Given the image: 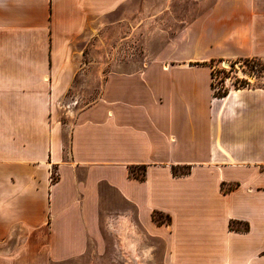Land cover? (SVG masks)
I'll list each match as a JSON object with an SVG mask.
<instances>
[{
  "label": "crops",
  "instance_id": "0c3cea01",
  "mask_svg": "<svg viewBox=\"0 0 264 264\" xmlns=\"http://www.w3.org/2000/svg\"><path fill=\"white\" fill-rule=\"evenodd\" d=\"M132 1L0 0V264L80 256L110 195L164 264H264L263 82L211 85V61L264 60V0H208L180 61L105 75L87 45Z\"/></svg>",
  "mask_w": 264,
  "mask_h": 264
},
{
  "label": "rangeland",
  "instance_id": "374dc122",
  "mask_svg": "<svg viewBox=\"0 0 264 264\" xmlns=\"http://www.w3.org/2000/svg\"><path fill=\"white\" fill-rule=\"evenodd\" d=\"M206 1L208 0H134L109 17L112 20L124 15L127 19L115 24L106 22L87 46L103 50L105 75L138 71L154 60L178 62L180 59L177 56L183 57L189 50L183 45L180 47L181 51H177V37H183V30L195 13L204 10ZM86 59H98L101 62L102 57L99 52V56L89 55ZM231 62L234 64L231 70L227 67L228 72L219 73L216 70V74L228 75L234 82V78L242 73H250L256 69L254 85L263 82V59H219L211 62V65L217 68L218 65L229 66ZM137 170L139 171L138 168ZM124 219H127L125 223ZM122 226L128 237L135 242L134 252L121 244L119 229ZM100 228L101 238L99 241H90L83 254L54 264H164L161 240L147 233L136 221L134 208L129 203L110 195L102 207Z\"/></svg>",
  "mask_w": 264,
  "mask_h": 264
},
{
  "label": "built area",
  "instance_id": "2783aa9c",
  "mask_svg": "<svg viewBox=\"0 0 264 264\" xmlns=\"http://www.w3.org/2000/svg\"><path fill=\"white\" fill-rule=\"evenodd\" d=\"M262 60V59H261ZM234 65V64H233ZM224 66V67H223ZM222 67L218 65L217 68L212 66V78H211V84L213 86L214 90H224L227 89L229 85L234 86V87H239V86H248V85H254V79L256 76V69L252 70L250 73H242L241 75H239L237 78H234V82L232 80H230V76L228 75H224V76H220L219 74L216 73H220V72H228V69L231 70V65L229 66H225L223 65ZM228 67V69L226 70V68ZM216 70L218 72H216ZM263 86H264V80H263Z\"/></svg>",
  "mask_w": 264,
  "mask_h": 264
},
{
  "label": "trees",
  "instance_id": "16d2710c",
  "mask_svg": "<svg viewBox=\"0 0 264 264\" xmlns=\"http://www.w3.org/2000/svg\"><path fill=\"white\" fill-rule=\"evenodd\" d=\"M249 60V59H252V60H257V59H260V58H257V57H246V58H242L240 60ZM212 62V61H211ZM254 63V62H252ZM231 65V68L233 67V62L230 63ZM212 73H213V70H212ZM212 85V84H211ZM212 90H213V94L216 95V96H221V95H224L226 92H227V89H224V90H214L213 89V86H212ZM143 168V167H142ZM173 172H177V169L176 168H173ZM130 173H132L134 176L136 177H139V178H142L143 176V171L141 170L139 173L135 174L131 169H130ZM55 177L53 176L52 179H54ZM152 218L154 221H156L157 223H162V222H169L170 221V216L168 214H163L162 212L160 211H154L152 213Z\"/></svg>",
  "mask_w": 264,
  "mask_h": 264
},
{
  "label": "bare ground",
  "instance_id": "6f19581e",
  "mask_svg": "<svg viewBox=\"0 0 264 264\" xmlns=\"http://www.w3.org/2000/svg\"><path fill=\"white\" fill-rule=\"evenodd\" d=\"M127 219H124L123 222L125 223ZM119 229V228H118ZM120 237H121V244L124 248L129 249L131 252L136 250L135 242H133L127 235L126 229L124 226L120 227L119 229ZM123 248V249H124ZM134 255V254H133Z\"/></svg>",
  "mask_w": 264,
  "mask_h": 264
}]
</instances>
